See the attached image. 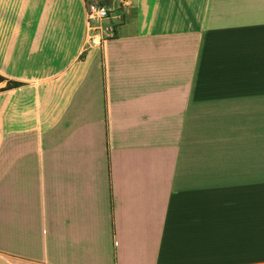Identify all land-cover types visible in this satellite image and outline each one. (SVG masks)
<instances>
[{
    "label": "crops",
    "instance_id": "1",
    "mask_svg": "<svg viewBox=\"0 0 264 264\" xmlns=\"http://www.w3.org/2000/svg\"><path fill=\"white\" fill-rule=\"evenodd\" d=\"M0 75V264H264V0H0Z\"/></svg>",
    "mask_w": 264,
    "mask_h": 264
},
{
    "label": "built area",
    "instance_id": "2",
    "mask_svg": "<svg viewBox=\"0 0 264 264\" xmlns=\"http://www.w3.org/2000/svg\"><path fill=\"white\" fill-rule=\"evenodd\" d=\"M87 12V38L85 49L101 47L104 40L114 34V26L109 21L112 10L103 4L90 3Z\"/></svg>",
    "mask_w": 264,
    "mask_h": 264
},
{
    "label": "trees",
    "instance_id": "3",
    "mask_svg": "<svg viewBox=\"0 0 264 264\" xmlns=\"http://www.w3.org/2000/svg\"><path fill=\"white\" fill-rule=\"evenodd\" d=\"M6 80V78L2 75H0V82ZM21 83L14 81V80H7V85L4 88L1 89H7V88H12V87H17L19 86Z\"/></svg>",
    "mask_w": 264,
    "mask_h": 264
}]
</instances>
